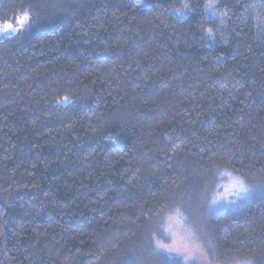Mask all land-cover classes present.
Instances as JSON below:
<instances>
[{
  "label": "trees",
  "instance_id": "16d2710c",
  "mask_svg": "<svg viewBox=\"0 0 264 264\" xmlns=\"http://www.w3.org/2000/svg\"><path fill=\"white\" fill-rule=\"evenodd\" d=\"M211 4L0 0V264H264V0Z\"/></svg>",
  "mask_w": 264,
  "mask_h": 264
},
{
  "label": "rangeland",
  "instance_id": "374dc122",
  "mask_svg": "<svg viewBox=\"0 0 264 264\" xmlns=\"http://www.w3.org/2000/svg\"><path fill=\"white\" fill-rule=\"evenodd\" d=\"M5 25L0 24V39L16 33L18 27L12 26L6 29ZM242 181L233 175L224 174L218 183L215 193L211 199L212 208L228 204L236 195L242 193ZM245 188V187H244ZM158 250L178 257L185 264H248L245 261H235L229 263L215 262L201 244L195 238L193 232L185 226L176 216L170 215L165 221L164 236L156 242Z\"/></svg>",
  "mask_w": 264,
  "mask_h": 264
},
{
  "label": "snow or ice",
  "instance_id": "6c2138e0",
  "mask_svg": "<svg viewBox=\"0 0 264 264\" xmlns=\"http://www.w3.org/2000/svg\"><path fill=\"white\" fill-rule=\"evenodd\" d=\"M219 2H220V0H212V4L209 5V7L211 8V7H213V6H218V5H219ZM185 7H187V5H186ZM11 27H12V26H11L10 24L5 25V28H6V29L11 28ZM240 191H241V192H247V189L244 188L243 186H241Z\"/></svg>",
  "mask_w": 264,
  "mask_h": 264
}]
</instances>
